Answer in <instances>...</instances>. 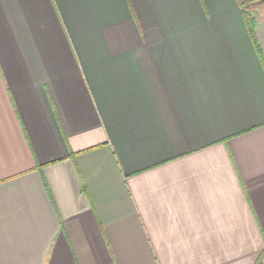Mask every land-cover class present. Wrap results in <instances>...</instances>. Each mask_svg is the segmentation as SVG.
<instances>
[{
  "label": "crops",
  "instance_id": "0c3cea01",
  "mask_svg": "<svg viewBox=\"0 0 264 264\" xmlns=\"http://www.w3.org/2000/svg\"><path fill=\"white\" fill-rule=\"evenodd\" d=\"M244 1L0 0V264H264Z\"/></svg>",
  "mask_w": 264,
  "mask_h": 264
},
{
  "label": "trees",
  "instance_id": "16d2710c",
  "mask_svg": "<svg viewBox=\"0 0 264 264\" xmlns=\"http://www.w3.org/2000/svg\"><path fill=\"white\" fill-rule=\"evenodd\" d=\"M257 0H248V1H244L242 3L243 8H245V12H246V21L248 22V27H249V33L251 34L253 41L255 43V45L257 46V38H256V34H255V21H253V19L249 16V9H252L253 6L256 4ZM264 2V0H262ZM260 1V2H262ZM258 48V46H257Z\"/></svg>",
  "mask_w": 264,
  "mask_h": 264
}]
</instances>
